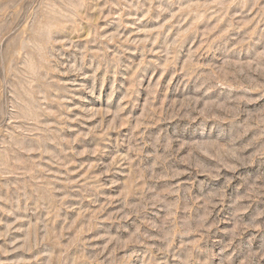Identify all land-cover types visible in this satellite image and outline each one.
I'll return each mask as SVG.
<instances>
[{
  "label": "rangeland",
  "instance_id": "374dc122",
  "mask_svg": "<svg viewBox=\"0 0 264 264\" xmlns=\"http://www.w3.org/2000/svg\"><path fill=\"white\" fill-rule=\"evenodd\" d=\"M0 264H264V0H0Z\"/></svg>",
  "mask_w": 264,
  "mask_h": 264
}]
</instances>
